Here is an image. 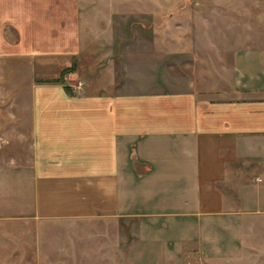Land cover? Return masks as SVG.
I'll return each instance as SVG.
<instances>
[{
    "label": "crops",
    "instance_id": "obj_1",
    "mask_svg": "<svg viewBox=\"0 0 264 264\" xmlns=\"http://www.w3.org/2000/svg\"><path fill=\"white\" fill-rule=\"evenodd\" d=\"M36 1L0 0V55L7 25L21 45L40 27L79 45L75 0ZM114 83L33 86L31 164L0 163V264H86L84 228L99 264H264V48L233 53L216 98ZM28 221L76 227L56 256L23 238Z\"/></svg>",
    "mask_w": 264,
    "mask_h": 264
},
{
    "label": "rangeland",
    "instance_id": "obj_2",
    "mask_svg": "<svg viewBox=\"0 0 264 264\" xmlns=\"http://www.w3.org/2000/svg\"><path fill=\"white\" fill-rule=\"evenodd\" d=\"M75 3L78 13L69 14L72 22H79V45L72 39L69 45L49 44L39 23L40 34L32 37L26 32L22 45L17 28L7 25L5 29V52L0 55V163L6 166L16 163L17 169L23 170L31 164L33 86L58 78L62 67L70 68L61 82H55L75 85L74 92L83 91L87 82L106 87L115 81L114 92L192 88L216 98L230 90L233 53L264 48V0ZM61 15L53 19L54 24L61 23ZM49 30L54 40L61 36L60 29ZM75 227L45 222L35 230L28 221L23 224V238L28 236V242L41 254L60 256L61 247L72 240L68 229ZM84 229L86 264H99L95 240L90 239V229Z\"/></svg>",
    "mask_w": 264,
    "mask_h": 264
},
{
    "label": "trees",
    "instance_id": "obj_3",
    "mask_svg": "<svg viewBox=\"0 0 264 264\" xmlns=\"http://www.w3.org/2000/svg\"><path fill=\"white\" fill-rule=\"evenodd\" d=\"M69 68H70V67L61 69L58 78L54 79L53 81L61 82V81H62V76L68 71ZM71 68H72V67H71ZM46 81H50V80H46ZM64 88H65V90H66L67 92L70 93V90H69L68 86H64Z\"/></svg>",
    "mask_w": 264,
    "mask_h": 264
},
{
    "label": "built area",
    "instance_id": "obj_4",
    "mask_svg": "<svg viewBox=\"0 0 264 264\" xmlns=\"http://www.w3.org/2000/svg\"><path fill=\"white\" fill-rule=\"evenodd\" d=\"M80 84H81V83H79V85H78L77 87H80ZM188 264H192V263H188Z\"/></svg>",
    "mask_w": 264,
    "mask_h": 264
}]
</instances>
